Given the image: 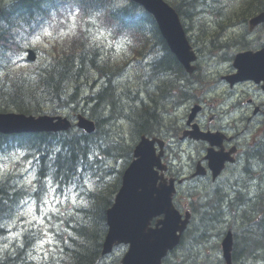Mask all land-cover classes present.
<instances>
[{
	"label": "trees",
	"instance_id": "trees-1",
	"mask_svg": "<svg viewBox=\"0 0 264 264\" xmlns=\"http://www.w3.org/2000/svg\"><path fill=\"white\" fill-rule=\"evenodd\" d=\"M167 1L176 8L184 21H198L195 25V28H198L195 31L199 33L198 40L204 42L200 35L204 22L199 20L198 16L206 4L205 0ZM216 2L221 5V0ZM231 5H234L233 9L226 10L224 7L221 9L224 11L222 13L226 14L225 17H228L230 26H233L234 18L238 20V24L247 22L250 16L264 12V0H233ZM1 6L3 9L0 22L7 25L0 26L1 56L7 43L8 50H14V46L17 45L16 36L20 31L34 35L44 23L52 21L54 15L62 16L75 9L79 11V18L96 17L104 27L111 29L114 35L126 37L131 41L129 50L132 56L129 60L112 63L108 58L100 56L99 49L94 47L79 29V32L70 38V45L57 52V56L44 68L28 66L18 70L6 69L5 75L0 79V112L14 110L35 116L56 115L60 110L73 107L74 104L78 107L81 101L83 113H88L97 124V131L93 135H87L74 128L67 133L55 134H0V154L16 150L25 152L24 161H32V168L36 170L38 176L42 168L46 172L51 171L48 168L50 163L52 168H57L65 158L73 162L79 160L91 164L89 175L96 189L94 193L81 198L82 202L87 199V204L71 213L67 211L65 215L54 216L59 225L55 234L62 246L60 254L45 261L33 260V244L37 237L35 235L28 237L24 232L30 228L32 233L41 236L42 230L34 226L35 224H28L20 236L8 244L6 251H0V264H103L105 258L102 256V248L107 234L106 211L112 205L113 194L117 189L115 179L113 181L111 179L121 173L116 168L113 170L112 166L120 161L125 167L132 158V147L127 146L122 137L120 143H117L118 136L107 129V123L112 121L113 116L118 118L122 114L129 120L132 136L156 133L158 125L161 124V117L157 112L166 107L162 101L163 96L175 97L171 104L184 101L187 94L182 93L179 96L174 83L180 78H186L187 74L169 50L152 16L130 0H18ZM205 47L209 53H214L218 49L217 43L213 40ZM129 66L133 67L131 75H128L129 71L127 72ZM119 71L120 75L139 81L154 76L153 84L160 81L158 84L160 90L142 96L140 94L144 89L142 85L140 87V84L132 86L126 83L128 86L118 94L113 78L119 75ZM100 81H103L102 85L99 84ZM84 88H88L90 93L82 96ZM137 98L146 101L153 109L147 106L138 107L134 102ZM127 119L120 118L118 121L127 123ZM55 148H61L62 151L55 153L53 151ZM49 157H54L55 163L50 161ZM60 175L66 174L57 168V171L52 173L54 182ZM21 176L20 172L7 173L0 180V184L6 185L4 192H0V197L4 199L11 197L15 200L17 194L21 193L19 203L14 204L11 211L0 213V247H5L8 243V236L11 234L10 223L18 214L21 205L30 197L36 199L28 191V185L20 180ZM215 197L217 206L214 205L211 210L203 211L201 209L203 204L199 206L200 203L192 210L198 221L192 223L185 235V238L189 239L188 243L202 246L209 241L207 234L198 235L199 237L194 235L198 222L201 225L209 221L224 223L221 230L213 232V236L220 237L224 234L222 229L229 219L234 217L241 225L236 231L239 238L235 244L233 263L264 264V196H254L240 202L239 208L228 206L227 196ZM21 243L24 244L23 248L19 247ZM195 259V255L189 252L185 263H177L176 258L172 264H197ZM116 262L117 260L114 261ZM202 262L222 264L223 260L218 254L216 257L205 256Z\"/></svg>",
	"mask_w": 264,
	"mask_h": 264
},
{
	"label": "rangeland",
	"instance_id": "rangeland-1",
	"mask_svg": "<svg viewBox=\"0 0 264 264\" xmlns=\"http://www.w3.org/2000/svg\"><path fill=\"white\" fill-rule=\"evenodd\" d=\"M216 1V0H213ZM218 1V0H217ZM233 0H221V5H216V7H213L210 4L212 3V0H206L208 5H206L202 10L203 13L199 15V18L202 19L203 21H207V23L204 24L203 26V32L200 34L201 38L203 39L204 42H202V46L205 47L207 44L210 43L211 40H213L215 43H217L218 49H227L230 46L237 47L240 45V39L242 37V41L245 42H250L251 45H255L257 41H261L264 39V33L260 34L258 37H255L253 35L249 34H244L241 28H236L235 31H232L231 29L227 32L230 26V21L228 17H225V13H222L224 11H221L222 7H224L226 10H230V8L233 9L234 5L232 4ZM10 0H0V4H7L9 3ZM217 8L219 9L217 12ZM220 13V14H219ZM205 14V15H204ZM224 16V17H223ZM225 21V22H224ZM237 19H233V24L234 26L237 24ZM190 23V22H189ZM4 23L1 22V26H3ZM219 25H222V28L220 29ZM79 27H82L84 30L85 37L92 41L93 45L99 46L105 54L112 55V57L115 60H120L125 53H127L126 45L124 41H114L111 38L110 33L105 31L104 29L101 28V25L98 20L96 19H85L81 20L78 18V16L75 13H71L68 18H63V20L58 21L56 18L51 21V23H47L42 30L33 38H28V37H23L24 41L22 42L25 47H33L37 48L41 52V57H42V62L45 61L47 55L45 51L51 52L52 48L56 44H62L63 40L66 39L68 36L73 37L78 33ZM198 28V27H196ZM195 27H192V32H191V37L194 39L195 43L200 46V42L198 40L199 33L195 31ZM227 32V33H226ZM236 33L240 35L241 37L236 38L235 35ZM250 46L246 47L244 50H247ZM202 49V48H201ZM233 50L235 48H232ZM239 49V48H237ZM238 52H232L231 50L228 51H220V52H215L214 56L211 57L209 56L208 53H205L204 55L201 56L200 58V70L198 72L199 76L205 77L203 79V87L199 86L197 88V91L195 92V96L197 100H201L203 102H207L208 104H211L215 98L216 95L222 94L224 89L227 90V88L224 86L222 83L221 79L218 80L220 74L225 71H228V73L231 71V58L232 56L236 55ZM25 55L23 52L16 53V54H10L8 56H2L0 57V77H3L6 73L5 69H20L22 67L29 66L27 62L24 61ZM6 65V67H5ZM133 70V68H130ZM151 70L149 71V73ZM129 73L128 75H131ZM206 75L210 76V79L207 81L206 80ZM121 79L129 80L128 82H125L127 84H130L132 86H137L138 80L135 78H126L124 76H119ZM149 77H147L148 79ZM147 80L144 78L140 81V84L143 86V88L146 85ZM100 85L103 84V82L99 83ZM137 84V85H136ZM216 85L217 89L215 88ZM140 86V85H139ZM245 92H249L250 89L248 87H245L244 89ZM226 92V91H224ZM236 92H242V89L236 91ZM90 93V90L88 88H84L82 90V96L87 95ZM223 95V94H222ZM261 94L256 95V101L261 102L262 98L259 97ZM195 102V98L192 100ZM191 101H187L183 105V110L179 111L177 114L174 115L176 125H182L183 124V118L185 117L186 110L191 108L192 103ZM83 106L82 102L80 101L78 107L76 104L73 105V107H77V113L75 110L72 108H67L64 110H60V113L63 115H68L71 117H75L77 114H79V109L82 108ZM172 108V107H170ZM169 108V109H170ZM219 108V107H218ZM229 108V105L224 107V110H227ZM165 111L163 114H169L170 110ZM220 109V108H219ZM211 113V109L205 112V117H204V124L205 125H211V123L208 121V114ZM250 114V111L247 112L246 116ZM211 115V114H210ZM242 115H239L238 118H241ZM120 118H125L127 119L124 115H119ZM246 119V118H244ZM170 121L169 117H167L166 122L168 123ZM174 122V123H175ZM230 123V121H228ZM232 122V121H231ZM129 120L127 119V123L125 121H122V123H113L112 126H107V129L110 131H113L116 133L118 136L116 139L120 140L121 137L123 138L122 140L126 142L127 146H133L135 142V138H133L130 134L129 131ZM123 124V125H122ZM214 125H217V122L214 123ZM248 123L243 120L240 124L239 127L240 129H244ZM212 126V125H211ZM213 127V126H212ZM120 134V136H119ZM105 137L108 139V136L105 135ZM168 140L170 142H173L171 137H168ZM137 142V140H136ZM176 146L179 147L180 144L176 143ZM176 149V147H174ZM183 148L186 152L191 154V152L194 154V146L190 144H183ZM176 154L181 156V162L179 160L174 159V155L171 158V161L174 162V169H179L181 170L187 177L191 174V172H194V161L198 160V156H193L192 158H189L188 154L184 153H179L178 151L175 152ZM24 156L25 152L23 151H13V152H8L4 153L1 152L0 154V180L6 175L7 173H18L23 176L24 172L29 168L30 166V161H24ZM181 163V164H180ZM19 164V166L17 165ZM122 162H117L115 164V168L120 171L122 166ZM32 167V165H31ZM233 170V169H232ZM232 170L228 171L226 174H223L221 180L219 181V185H221L223 188L226 187L227 185V176L229 175V172ZM232 176H229V178ZM25 180H28L27 177H25L24 180H21L25 183ZM253 183V181H251ZM30 183V181H28ZM27 184V183H25ZM207 184V185H206ZM213 184L209 181H204V179H197V180H189L186 182L184 186L180 188V197L182 198V203H185L188 200V197L193 199L194 201H197V203H203L206 202L201 206L202 210H211L213 206L216 205L217 197L213 194V187L210 185ZM257 182L254 181L252 186L249 189V198H254V185H256ZM28 185V184H27ZM203 185H206L205 190H203ZM186 193H192V196L186 195ZM235 194L233 192H229L228 198L234 200L235 199ZM209 198H212L209 200ZM209 200V201H208ZM44 203L40 205V213L37 215L36 213V199H29L25 202L29 203H24L21 205L19 208V212L14 218V220L10 223L11 226V234L8 236V243L5 245L8 247V244L13 241L16 237L20 236L21 232L24 230V228L28 224H36V225H46L47 227L50 224L54 230H58L59 226L53 221L52 219V214H60L64 213L67 211H70L73 209V207L78 205V200L76 199V193L71 192V193H66L64 197H59L57 194V198L53 199L50 194H47L44 196ZM229 202V200H228ZM72 211V210H71ZM51 213V215H49ZM23 217V219H21ZM44 217H47V223L45 222ZM227 219V217H225ZM230 220V219H229ZM35 221V223H33ZM198 221V220H197ZM224 223H219V222H214V221H209V222H203L202 225L198 222L196 224V227L194 229V235L199 237L198 235L202 234H207V237L209 238V241L202 246H197L188 243L189 239H186L185 243L183 246L179 249V251L175 254L176 257L171 258V263L175 262L177 258V263L178 262H184L186 261V255L189 254V252H192V254L195 255V260L197 264H206L203 263L202 260L205 259V256L212 255L216 257L218 254L221 255L220 251V237H216V235L213 236V232L217 229L221 230V226ZM238 226V222L236 223ZM226 227L222 229L223 232H225ZM60 231V230H59ZM50 230H47L45 232V235L41 241L36 243L35 245V250L32 251V258L35 261H41L45 257L49 258L51 254L58 251V248L55 246L54 242V237L53 234L50 233ZM192 234V233H191ZM35 241H38L37 239ZM34 249V248H33ZM124 251V248L121 250H118L115 252V256H120ZM199 254V258H198ZM179 257V259H178ZM207 259V258H206ZM111 261V258L108 259L106 264H109ZM183 263V264H184ZM210 263V262H209ZM188 264V263H187Z\"/></svg>",
	"mask_w": 264,
	"mask_h": 264
},
{
	"label": "water",
	"instance_id": "water-1",
	"mask_svg": "<svg viewBox=\"0 0 264 264\" xmlns=\"http://www.w3.org/2000/svg\"><path fill=\"white\" fill-rule=\"evenodd\" d=\"M142 5L152 14L158 24L162 36L165 38L171 51L177 59L192 72L191 62L196 55L189 44L179 14L164 0H133ZM1 12V9H0ZM264 22V14L252 19V27ZM30 60H35L31 52ZM234 66L238 69L236 80L256 79L264 73V49L256 54L244 53L235 59ZM77 126L91 133L95 130L94 123L79 116ZM71 122L62 116H27L17 113H0V133H36L67 131ZM155 140L145 137L136 147V160L131 164L124 176L123 188L120 190L116 203L107 212L109 231L104 244L103 254L110 253L116 244H130V250L123 259L122 264H161L169 250H172L180 240L178 231H183L186 222L181 225V217L172 205L174 187L163 183L157 187L158 172L155 168L164 171L160 157L156 156ZM215 176L222 169L224 159L213 154L207 157ZM172 182V181H171ZM164 214L165 219L160 221L156 229L149 227L150 220ZM189 216L187 215V219ZM160 224L162 227L160 228ZM225 259L231 264L230 250L231 237L228 236L223 243Z\"/></svg>",
	"mask_w": 264,
	"mask_h": 264
},
{
	"label": "bare ground",
	"instance_id": "bare-ground-1",
	"mask_svg": "<svg viewBox=\"0 0 264 264\" xmlns=\"http://www.w3.org/2000/svg\"><path fill=\"white\" fill-rule=\"evenodd\" d=\"M29 2V1H28ZM201 2V1H200ZM205 5H204V7L206 6V5H208L209 3H207L206 2V0H205ZM212 3L213 4H210V5H212L213 7H216L215 6V4L216 5H219L216 1H213L212 0ZM203 7V8H204ZM203 8H201V9H203ZM218 8H217V12H218ZM201 12L203 13V10H201ZM179 14V13H178ZM220 14V13H219ZM180 15V14H179ZM205 15V14H204ZM181 16V15H180ZM233 26H234V24H233ZM219 27H220V29L222 28V25H219ZM261 33H264V27L261 29ZM250 48H248L247 50H249ZM166 54V53H165ZM235 56V55H234ZM234 56H232V58L230 59L231 61H232V59L234 58ZM174 63V62H173ZM171 67V66H170ZM198 71H197V73L196 74H194V75H192V76H187V75H185V77L186 78H180V80H177V81H175V87L176 88H178V89H175L176 90V93L177 94H179V96L182 94V93H186L187 94V97L184 99V103L185 102H187V101H192L194 98H195V102H193L192 103V105H190V106H192L191 108H193L194 110H196L195 111V113H196V115H197V113H198V115H200V118H202L203 119V117H205V112H207L208 110H210L211 108H214V107H219L220 108V110L218 111V115L220 116V118H221V120L222 121H225V120H227V113H226V111L227 110H224V107H226L227 105H229V108H234V107H237L238 106V103H239V105L241 104V101L239 102L238 101V99L237 98H235L234 96H232V94L228 91V90H226V89H224V91H226V92H224V91H222L223 93V95L222 94H218V95H216V98H215V100L211 103V104H208L207 102H203V101H201V100H197V98H196V96H195V94H193V93H191L189 90H191L193 87H195L196 86V89L199 87V86H202L203 85V79H205V77H203V76H199L198 75V72H199V70H200V66L198 65V69H197ZM231 75V73L229 72L227 75H226V77H228V76H230ZM130 79V78H129ZM210 79V76H207L206 75V80L208 81ZM113 80H114V82L116 83V93H118V94H120V93H122V91H123V89H124V87H126V86H128V85H126V83L125 82H128L129 80H123V79H121L120 77H114L113 78ZM230 82L232 81V80H229ZM153 82H154V76L153 77H151V78H148L147 79V82H146V85H145V87H144V89L142 90V91H140V94L142 95V96H147L148 94H149V92H153L152 94H154L156 91H158V90H160V88H159V86L160 85H158L159 84V82L160 81H155V84H153ZM137 84H140V81L138 80V82H137ZM136 84V85H137ZM204 86V85H203ZM202 86V87H203ZM217 86H219V85H216V89H217ZM140 87H141V84H140ZM140 89V88H139ZM138 89V90H139ZM179 90H181L180 92H179ZM176 93L174 94V96L176 95ZM175 97H173V98H166L165 97V95L163 96V98H162V101H163V104H165V105H170L171 104V101L174 99ZM116 102V101H115ZM135 103H137V106L138 107H140V108H142L143 106L144 107H149L150 109L152 108L150 105H148L147 103H146V101H144V100H140V99H135V101H134ZM151 105H153L152 103H151ZM108 106V105H107ZM83 106H81V108H82ZM153 109V108H152ZM82 112H83V109H82ZM85 116H87V117H89V115H88V113L86 114V112L85 113H83ZM108 114H110V109H109V111H108ZM90 118V117H89ZM118 119H120V117H118V118H116V116H113L112 117V121L111 122H108L107 123V126H112V124L113 123H118ZM242 120H245V121H247L246 119H244V118H242ZM95 122V121H94ZM96 123V122H95ZM229 123V122H228ZM128 125H129V131H130V134H131V130H130V124L128 123ZM232 126H235V124H233ZM231 126V127H232ZM231 127L229 128V126L225 129V131L227 130H230L231 129ZM241 130V129H240ZM157 132V131H156ZM230 133H232V131H230ZM132 136V135H131ZM142 135H140V136H132L133 138H135V142H134V145L132 146V156H133V153H134V150H135V148H136V146H137V144H138V141H139V139H140V137H141ZM162 139L163 140H166V141H168V142H170L169 140H168V137H171V139L172 140H174V138H175V134L174 133H169V134H163L162 136ZM225 136H223V138H224ZM136 140H137V142H136ZM116 141H117V143H120L119 142V140H117L116 139ZM125 142V141H124ZM126 143V142H125ZM180 144V143H179ZM198 146V145H197ZM263 146V145H262ZM248 159V158H247ZM252 161V160H251ZM254 162V161H253ZM264 165V164H263ZM122 166H123V164H122ZM129 166V164L128 165H126L125 167L123 166V168H121V170H120V172L121 171H123L124 169H126L127 167ZM224 163H223V167H222V169L218 172V174L224 169ZM215 172H216V170H214V169H212L211 167H210V169H209V174L210 175H214L215 174ZM66 174V173H65ZM227 178V185H226V187H222L221 185H219V183L218 184H210L214 189H213V194L215 195V196H221V195H224V196H227V198H228V194H229V192H230V190L227 188V186L229 185V183H230V180H231V177L229 178V176H227L226 177ZM256 182V181H255ZM253 183H254V181H253ZM203 190L204 191H207V190H205V187L203 188ZM209 199H212V198H209ZM250 198L249 197H247V196H243L241 199H240V202H245V201H247V200H249ZM228 200H229V202H228V206H233L234 208L235 207H237V208H239V205H236L235 203H233V202H231V201H233L232 199H230V198H228ZM209 201V200H208ZM255 201V200H254ZM205 202H206V200H205ZM205 202H203V203H200L199 204V206H201L202 204H204ZM199 203V202H198ZM216 211V210H215ZM220 212V211H219ZM238 212V211H237ZM227 215V214H226ZM236 215V214H235ZM196 215L193 213V211L191 212V214H190V218H189V220H188V224H189V229H190V227H191V225H192V223L195 221H197V219H196V217H195ZM210 218V217H209ZM237 218H234V217H232V219H230L228 222H227V225L225 226L226 227V230H225V232H224V234L222 235V236H220V240H221V242H220V251H221V259L222 260H224L225 259V250H224V247H223V243H224V241H225V239H227V237L228 236H230L231 237V241H232V248H231V250H230V257H231V261H232V264H234L233 263V261H234V259H233V254H234V249H235V244H236V241H237V239L239 238L238 237V234L236 233V231L238 230V227H240V226H238L236 223H237V220H236ZM227 221V220H226ZM2 246V245H1ZM255 256V255H254ZM105 259H104V263L103 264H106L107 263V261H108V259H107V257L106 256H103ZM165 258L167 259L168 257H167V255L165 256ZM236 258V257H235ZM238 258V257H237ZM258 261V260H257Z\"/></svg>",
	"mask_w": 264,
	"mask_h": 264
},
{
	"label": "snow or ice",
	"instance_id": "snow-or-ice-1",
	"mask_svg": "<svg viewBox=\"0 0 264 264\" xmlns=\"http://www.w3.org/2000/svg\"><path fill=\"white\" fill-rule=\"evenodd\" d=\"M55 153H60L62 151L61 148H55L53 150ZM94 155H99L98 153H94ZM33 159H36L33 157ZM49 160L55 163L54 157H49ZM80 164L82 166L78 167ZM32 161H30L29 168L24 172V175L21 176L20 180H24L25 177L28 180H25V183L28 184V191L31 195L36 197V213L39 215L40 213V205L44 203V196L50 194L53 199L57 198V194L59 197H64L66 193L75 192L76 199L81 200L82 197L85 198L86 195H90L96 191L93 181L91 180V176L89 175V169H91V164H85L83 161L73 162L69 158H65L61 163L57 165V168L61 170V172L66 173V175H60L59 179L54 182L52 179V173L57 171V168H52L51 163L48 165V168L51 171H44L41 169L39 176L36 173V170L31 167ZM113 170L115 165L112 166ZM30 181V183H28ZM75 185V187H70L71 185ZM33 186L34 190H33ZM6 185L0 184V192H4ZM24 190L22 189V192ZM21 193L17 194V198L13 200L11 197L9 199H4L0 197V213L11 211V207L19 203V196ZM11 201V202H9ZM26 204L29 202H25ZM84 203L87 204L88 200L85 199ZM51 215V213H49ZM23 219V217H21ZM45 222L47 223V217H44ZM35 223V221H33ZM24 233H27L28 237L36 236L39 239L38 234L32 233L30 228L27 229ZM19 247L23 248L24 244L21 243ZM7 247H0V251H6Z\"/></svg>",
	"mask_w": 264,
	"mask_h": 264
},
{
	"label": "flooded vegetation",
	"instance_id": "flooded-vegetation-1",
	"mask_svg": "<svg viewBox=\"0 0 264 264\" xmlns=\"http://www.w3.org/2000/svg\"><path fill=\"white\" fill-rule=\"evenodd\" d=\"M255 113L262 116L255 117L257 119H246L247 127L242 130L234 129L232 133H229L232 140L240 144L243 151L242 164L228 175L232 177L227 188L235 194L236 197L231 202L236 205H241L240 199L243 196L249 197L248 191L253 184L251 181L257 182L254 185V196H264V121L259 120L264 115V108L260 107ZM238 155L239 150L235 154L237 159Z\"/></svg>",
	"mask_w": 264,
	"mask_h": 264
}]
</instances>
